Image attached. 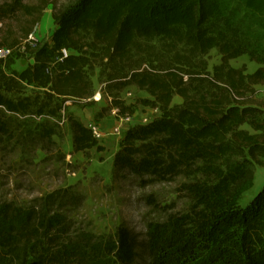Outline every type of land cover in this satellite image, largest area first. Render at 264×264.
Masks as SVG:
<instances>
[{
	"label": "trees",
	"instance_id": "16d2710c",
	"mask_svg": "<svg viewBox=\"0 0 264 264\" xmlns=\"http://www.w3.org/2000/svg\"><path fill=\"white\" fill-rule=\"evenodd\" d=\"M235 1L264 21V0ZM49 6L56 29L51 44L32 43L33 64L8 74L0 60V166L55 145L54 126L39 119L90 100L97 75L116 117L135 113L119 96L131 86L160 112L126 130L112 180L148 188L146 206L156 208V188L170 186L183 206L164 211L142 240L124 225L93 238L66 214L69 190L20 203L2 195L0 175V264H264V185L240 204L264 159V100L256 97L264 67L246 73L230 64L251 52L232 34L224 0H8L3 16L31 17L27 37ZM213 48L220 62L209 71ZM68 124L74 152L102 150L88 126L71 114Z\"/></svg>",
	"mask_w": 264,
	"mask_h": 264
},
{
	"label": "rangeland",
	"instance_id": "374dc122",
	"mask_svg": "<svg viewBox=\"0 0 264 264\" xmlns=\"http://www.w3.org/2000/svg\"><path fill=\"white\" fill-rule=\"evenodd\" d=\"M7 2L8 0H0V47L12 50V55L3 61L5 72L11 74L22 71L29 64L31 59L27 55L30 54L33 42L51 44L56 26L51 17L52 7L49 6L32 28L29 34L32 40L25 44L24 53L22 48L25 40L29 38V35L25 37V30L32 18L21 12L3 16ZM224 6V14L230 20L231 28L233 27L232 34L244 37L251 52L238 56L230 64L234 68L244 69L246 73L264 67V21L256 19L235 0H224ZM21 60L27 61L25 65L20 64ZM205 60L208 70L212 71L213 66L220 62V55L213 48L205 56ZM92 81L95 94L90 100L67 101L57 117L42 116L39 119L47 120L49 125L54 126L56 135L52 136V141L55 145H48L46 150L30 147L25 149L22 152L24 162L18 161L15 166L7 160L2 161V195L27 204L45 192L69 190L75 197L70 202L75 205L65 201L73 209V215L69 211L66 214L74 216L79 229L97 238L101 234H112L119 225H124L142 240L150 223L164 220L163 217L168 211L182 209L180 195L173 193L170 186H158L156 191L159 207H147L145 200L150 193L149 189L138 186L132 178L113 181L109 162L118 150L121 136L130 126L146 124L159 117L160 112L139 103L140 99L149 98V95L131 86L124 89L119 96L126 105L134 106L135 113L129 121L121 123L111 113L107 98L102 96V85L99 84L97 75ZM256 89V97L264 100V85H258ZM36 90L25 87L23 91L26 95H31ZM180 102L181 98L175 96L172 104ZM69 114L86 126H97L100 131L98 142L102 146L101 151L95 147L85 152H74L68 124ZM97 116L99 120L96 119ZM117 126H120L121 134L113 133ZM262 162L254 167V186L242 196L241 206H246L264 185V159ZM175 205L177 208L174 210ZM166 210L168 211L164 212Z\"/></svg>",
	"mask_w": 264,
	"mask_h": 264
},
{
	"label": "built area",
	"instance_id": "2783aa9c",
	"mask_svg": "<svg viewBox=\"0 0 264 264\" xmlns=\"http://www.w3.org/2000/svg\"><path fill=\"white\" fill-rule=\"evenodd\" d=\"M31 40H32V36L29 35V38H27V39L25 40V42H24V46H23V48H22V50H23L24 52L26 51V50H25V44L30 43ZM11 55H12V50H11V49L6 48V47H0V60H6V59L9 58ZM30 56H31L30 54L27 55V57H30ZM31 60H32V58H31ZM111 113L113 114L114 117H116V115H117V113H118V108H113V109L111 110ZM116 118H118L119 121H120L121 123L127 122V121H129V120L131 119L130 116H122V117H116ZM88 127L92 130L93 134H94L97 138L100 136V131L98 130V128H97L96 125H89ZM113 133H115V134H121V132H120V126L115 127V128L113 129Z\"/></svg>",
	"mask_w": 264,
	"mask_h": 264
},
{
	"label": "water",
	"instance_id": "95a60500",
	"mask_svg": "<svg viewBox=\"0 0 264 264\" xmlns=\"http://www.w3.org/2000/svg\"><path fill=\"white\" fill-rule=\"evenodd\" d=\"M26 62H27L26 60H21L20 64L25 65ZM33 62H34L33 59L29 61L30 64H33Z\"/></svg>",
	"mask_w": 264,
	"mask_h": 264
},
{
	"label": "crops",
	"instance_id": "0c3cea01",
	"mask_svg": "<svg viewBox=\"0 0 264 264\" xmlns=\"http://www.w3.org/2000/svg\"><path fill=\"white\" fill-rule=\"evenodd\" d=\"M122 137H123V135L121 136V138H120V139H122ZM112 164H113V157H112V159H110V162H109L110 169H111V166H112Z\"/></svg>",
	"mask_w": 264,
	"mask_h": 264
}]
</instances>
